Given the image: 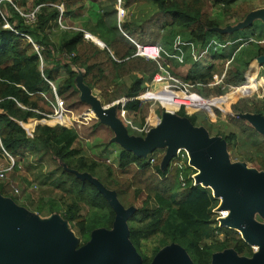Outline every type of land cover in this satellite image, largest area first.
<instances>
[{"label":"trees","instance_id":"1","mask_svg":"<svg viewBox=\"0 0 264 264\" xmlns=\"http://www.w3.org/2000/svg\"><path fill=\"white\" fill-rule=\"evenodd\" d=\"M78 1L36 0L38 10L35 19L32 23H26L25 18L15 10L14 4L0 0V4L7 5L10 12L8 16L0 7V165H10L5 152L14 160L13 167L8 172L13 176L18 171L20 162H24L30 169L35 168L33 163H25L26 159L32 157L37 164L45 159L55 164L51 171L38 174L40 186L45 187L49 193L47 199L42 196L33 202L26 191H23L20 195L22 200L29 201L30 205L37 202L33 204L37 213L45 207L51 213L58 211L61 221L73 228L79 237L78 249L87 246L95 232L113 230L116 212L104 196V189L114 195L124 210H130L126 218V239L139 255L138 264H151L158 253L171 245L179 247L192 264H212L215 255L226 251L250 258L252 249L235 230L214 225L212 209L217 206L218 200L209 189L193 185V170L185 161L183 165H175L171 170L170 163L162 168L159 165L151 166L150 160L156 151L142 156L117 144L115 165L109 164L104 161L103 155H99L103 153V149L97 154L91 148L89 156L82 147L77 146L79 135L75 128L44 124L43 116L33 111H51L55 93L61 99L72 100L69 107H75L77 100L89 105L82 97V87L91 91L103 80L110 84L126 77L129 81L117 83V90L101 94L105 100L104 107L112 108V116L125 126L120 116L121 111L128 115L145 108L141 101L146 91L144 83L159 72L155 62L135 55L136 47L126 36L140 44H155L144 40L156 36L158 44L165 28L179 27L202 45L206 43L209 34L224 37L218 35L222 33L218 22L208 19L202 12L206 0H146V5L155 10V15L169 18L160 24L154 34L146 31V22L140 18L132 17L118 22L115 0H98L95 28L91 29L88 24L84 28L94 32L107 48H100L85 39L81 30L64 28L58 23V6H63V19L84 7L83 3L76 7ZM237 1L244 0H213L212 6L230 8ZM256 55H264V46H258ZM250 62L244 69H227L225 77L221 79L222 84L213 89L206 85L214 80V74L221 75L224 70L222 67L213 72L215 66L211 65L205 73L187 75L184 81L198 80L205 85L197 95L210 99L212 105L218 106L219 102L220 106L215 108L214 113L229 118L240 128V136L236 133H221L223 140L230 148L234 145L252 150L255 161H258V168L264 169V135L255 126L246 124L243 116L247 113L261 114L262 109L257 107V103H249L246 93L240 96L238 91L252 77L253 70H247ZM108 72L112 74L111 81L105 78ZM134 72L140 74L130 77ZM233 86L238 90L235 89V93L226 96ZM161 93L162 107L150 110L153 122H160L164 113L169 112L193 126L196 124L198 115L189 105L187 93L178 89L174 93L162 89ZM94 116L97 120L94 131L103 126L115 132L111 125L103 122L95 113ZM33 120L35 125L29 133L26 126ZM159 122L150 126L154 128ZM149 130H142V135H146ZM95 138V147H99L96 133L92 134V139ZM109 141L108 144H116L114 139ZM87 149L90 151L88 147ZM131 166L135 167V174L129 179L122 176L120 178L123 180H120L118 175H127ZM146 172L155 173L160 181L149 186L142 205L134 207V201L143 190L136 186L137 189L131 192L132 198L128 190ZM4 180L0 179V197H10L18 205L20 197L8 195V185ZM21 181L24 182L25 179L22 178ZM219 235L223 239H218ZM153 238H157V245L150 255H143L141 243Z\"/></svg>","mask_w":264,"mask_h":264},{"label":"rangeland","instance_id":"2","mask_svg":"<svg viewBox=\"0 0 264 264\" xmlns=\"http://www.w3.org/2000/svg\"><path fill=\"white\" fill-rule=\"evenodd\" d=\"M6 1L9 4H14L15 10H17L19 14L31 13V11H34V9L36 10V8L38 7L36 6V0ZM94 2L95 0H79L78 2H76V7L79 6V4L83 3L85 8L87 9V5H89L88 3L93 4ZM146 3V0H136L135 3H127L126 0H123L122 9L124 10V12L120 13V21L122 22L125 20H129L132 17L137 19L140 18L144 20L143 22H146V31H151V33L154 34L156 33V30L158 29L160 24L165 20H169V18L163 15H155V10L146 5ZM212 3L213 0H206V5L203 7L202 12H204L205 16L208 19H212L218 22L219 30H222V33L218 35L224 37L219 38L216 34H209L206 43L202 45L192 39L186 30H183L179 27H168L162 31V37L159 38L158 44L157 41H155L156 36L144 40V42L147 43L155 42V44L160 46L162 50V59L155 63L157 64L158 68L161 66L165 69L167 76H163L162 79L156 81V79H158V77L160 76L159 73L156 72L152 76L151 80L144 83L145 90L147 87H149V84H153L154 86L149 87V90L146 91V93L149 92V94H146L145 99L141 100L143 102L142 105L145 106L142 111H138L137 113H128V115L120 113L122 121L125 125L123 127L126 136L134 138H144L146 135H142V130L152 129L153 127H151L150 125L153 124L152 126H155V123L159 122L158 120H155V122H153L154 120H152L153 118L150 116V110H159V107H162V105L158 100L152 99L150 98V96H161V90L163 86H168L167 88L169 90H172V88L174 87H180L184 82H186L184 81V78L187 75H194L198 72L205 73L208 67H210L211 65L215 66L213 72H215L216 68L220 70L221 67L224 70L220 75L221 77L218 76V74L213 75L214 80L210 82V84L206 85V87H208L209 89H213L222 84L221 82L223 81H221V79L225 77L227 69H244L247 67L246 64L251 61L250 67H248L247 70H253L252 77L249 78L247 84L240 87L239 90L236 86L233 87H236V90L240 91V96H242L243 93H246L249 103H257V107H260L262 109L261 114H244L243 116L245 118V123L257 127L256 125H254L255 121H264V63H258L259 57H264V55H261L259 57H257L256 55L258 46H264V0L237 1L230 8H223L222 6L216 5L212 6ZM0 7L2 12H4L8 16L10 15V12H8L9 7L7 5L4 6L3 3L0 4ZM60 7L63 10V6L60 5ZM86 9H82L83 11L81 12L84 16L82 15V17H79L78 21L71 24L72 26L80 27L81 19L85 20L88 18L90 19L89 21H91V23L95 21L97 17V7L93 6L92 11H90L89 8L87 9V11ZM86 12L90 13L87 18L85 15ZM64 19L65 18L61 19L60 24L62 25V27L69 28L70 26L68 25L70 23L68 21H65ZM83 25L84 23L82 24V26ZM109 50L111 49L109 48ZM62 60L65 62L64 57H62ZM62 73L63 71H61V74ZM139 74L140 73L134 72L130 75V77H136ZM111 76L112 74L108 72L105 78L107 80H110ZM127 79L128 78L124 77L123 79L117 80V83L120 84L122 81ZM117 83L112 81L110 84H107V82L103 80L101 83H98L96 89H91L90 96L96 99L100 103V105L106 106L104 105L105 100L102 98L101 94H103L104 92L111 93L113 90H117L119 86ZM186 83L187 84H185V86L189 91L188 103L191 106L192 110L195 111V113L198 115V120L194 125V129L200 132L205 137L206 147H211L213 143H218L223 147L222 164L227 172H230V170L232 169L239 168L250 178H259L263 176L264 169L258 168V164L256 163L257 159L255 161L254 152L252 150L242 147L237 148L234 145L232 146V143L230 144L232 148H230L228 146V143L223 140L221 133L224 135H228L229 133H236L240 136V128L236 124L231 122L229 118L214 113L215 108H219L220 106L219 102L217 103L218 106L212 105L210 99H204L202 98L203 96L200 97L197 95L199 91H203L201 89H203L205 85L200 83L198 80L193 82L187 81ZM228 93L226 94V96L231 95L230 92ZM233 93H235V91H233L232 94ZM66 100H64V102L67 108L72 111L71 115L77 118V121H79L73 123V128L78 131L79 135L77 146L82 147L89 156H91L92 153L91 148L94 151H97V154H99L100 149H103V153L99 155H103V158L105 157L104 161L106 163L115 165V158L118 153L119 143L117 142V140H115L114 133L109 128L103 126H99L97 130L94 131L93 127L97 120L94 116V111L92 109L89 110V105H86L85 103L79 102L77 100L75 103V107H69V103H71L72 100ZM47 111L48 110H46V112ZM105 112L109 114V116H111L114 120L116 119V117L112 116L113 113L111 112V110L109 111V113L106 110ZM211 114L213 116H211ZM43 123L47 124L45 122ZM53 124H55L54 121L53 123H51V125ZM34 125L35 123L33 120L26 126L29 133L30 131H32V127ZM56 125L58 124L56 123ZM94 133H96V136L99 138V147H95L94 141H96L97 138H95L94 140L92 139V134ZM110 139H114L116 144H108L110 142ZM88 141L90 142L88 143ZM170 142H172V139L165 138L159 143V146L155 149L156 153H154L153 155V161H150V165H159L162 168L166 163L169 162L170 164H172L169 168L171 170V168L175 167L172 162L177 161L181 165H183V162L185 161V163L193 170L192 174L194 175V177L196 176L198 177V179H200V181H202L201 177L204 178L205 172L195 164H193L194 162L192 159L191 151L185 148H180L181 151L179 153L175 152L172 158L168 157L169 146L171 145ZM87 147L90 151H88ZM153 152L154 151H152V153ZM28 162L33 163V165H35V168L31 167L30 169L26 166V164H24V162H20L18 171L15 172L14 176L11 173L8 174L7 172L4 182H6L8 185V195H15L17 197H20L19 204H16V206L23 210H26L27 214L31 217L34 226L37 229H42L51 226L53 222H59L61 217L60 213L58 211L51 213L45 206V209H43L40 213H37L35 212V207L33 206V204H36L37 202L30 205L29 201L22 200L23 197L20 195H22L21 193L23 191H26L27 195L30 196L31 201L33 202L37 201L42 196L46 200L49 193H47L45 187L40 186L41 179L39 180L38 174L51 171L55 168V164L49 159H45L41 164H37L34 163L33 157L25 160V163ZM1 165L4 167L6 164ZM151 172H146L145 174H143V176L140 177L137 176L139 177L140 181L135 185L133 184L128 190L130 198H132V190L137 189V187L143 190L134 201V207H140L142 205V201L147 195L148 187L151 185H155L157 181H160V179L157 178V175L155 173L151 174ZM133 174H135V167L131 166L128 169L127 175L119 174L118 176L119 178L122 176H126V178L129 179ZM22 178L25 179L24 182L21 181ZM120 180H123V178H120ZM15 189L18 190V193H15ZM8 199L12 200L10 197H8ZM12 203L15 204L13 201ZM247 218L249 221L258 226H264V215H262L259 208H251ZM61 227L62 233L65 235V237H63V239H61L57 243L70 245V249L65 253V256L69 258L77 254V252H79L80 250L78 249V246L80 244L79 237L77 236L75 230L68 224L63 223ZM218 239H223L222 235H219ZM155 245H157V238L143 241L140 248L142 254L150 255ZM233 257L247 260L250 259L239 256Z\"/></svg>","mask_w":264,"mask_h":264},{"label":"water","instance_id":"3","mask_svg":"<svg viewBox=\"0 0 264 264\" xmlns=\"http://www.w3.org/2000/svg\"><path fill=\"white\" fill-rule=\"evenodd\" d=\"M93 42L105 47L99 39ZM258 63H264V57H259ZM82 97L99 119L111 125L115 140L123 148L147 156L166 138L172 139L169 158L180 148L192 152L193 164L205 172L202 181L194 177L196 184L212 189L215 198L222 199L220 208L229 211L223 223L238 229L249 247H257L249 260L234 258L236 255L233 252L226 251L215 255L212 264H264V226H258L247 218L253 207L259 208L264 215V175L250 178L239 168L227 172L222 164L223 147L218 143L206 147L205 137L189 122L172 113L165 112L160 123L150 129L144 138L128 137L124 127L105 112H112V108L105 109L84 87ZM254 125L264 135V121L257 120ZM102 191L116 212L113 230L95 232L91 242L69 258L65 253L70 245L57 243L65 237L61 227L65 222L60 219L51 226L37 229L26 210L17 207L8 198L0 197V264H138L139 255L126 239V218L130 210H124L111 192ZM151 264L192 263L179 247L171 245L158 253Z\"/></svg>","mask_w":264,"mask_h":264},{"label":"built area","instance_id":"4","mask_svg":"<svg viewBox=\"0 0 264 264\" xmlns=\"http://www.w3.org/2000/svg\"><path fill=\"white\" fill-rule=\"evenodd\" d=\"M122 7H123V0H115V9L117 11V20L119 22H121L120 21V18H121L120 17L121 16L120 13L124 12ZM58 8L60 10V17H59L58 21L60 23L61 15H62V8L60 6H58ZM37 10H38V7L36 8V10L34 9V11H31V13H28V14L20 13V15H22L25 18V22L26 23H32L34 21V19H35V13H36ZM7 27H10V26L7 25ZM64 28H68V27H64ZM70 29L81 30L83 32L84 38L93 42V39L91 37H89L91 35L86 33V31H84L82 29H78V28H73V27H71ZM126 37L128 39H130V41L135 45V47H136L135 55L136 56L144 57V58H146V59H148L150 61H153V62H158L159 60L162 59V50H161L160 46H158L156 44H140V43H137V42L133 41L128 36H126ZM158 73H159L160 76L158 77V79H156V81H159V79H162L163 76H167L165 69L163 67H161V66L159 67V72ZM49 84L54 89L53 84L50 83V82H49ZM185 84H187V83L184 82L180 87H174V88H172V90H169L167 88L168 86H163L162 89H164L165 91H168L170 93H174V91L176 89H178V90H181L182 92L187 93L189 95V91L186 88ZM148 86L151 87V86H154V85L153 84H149ZM149 87L146 88V91L149 90ZM235 89H236V87L232 88L233 91ZM146 91L142 95L141 100H143L145 98L144 97L145 94L149 93V92L146 93ZM233 91H231L230 93H232ZM51 105H52V109L49 112L43 113V112H39L38 110H33V111H35L36 113L42 115L43 116L42 121L45 122V123H48L47 120H50V121L53 120L55 122V124L57 123L58 125L64 126L67 119L74 118L75 120H77L75 117H73L71 115L72 111L69 108H67V106L65 105L64 100L61 99V97H59L56 93H55V97H54V103L51 104ZM121 113L125 114L123 111H121ZM180 151L181 150H178L177 153H179ZM5 154L9 158L10 165L5 166V167L0 169V179H5L6 178V175H7L6 173L9 172L12 169L13 164H14L13 158L10 157L6 152H5ZM150 161H153V159H151ZM173 164H174V166L175 165H177V166L181 165L177 161H174ZM191 179H192L193 185H197L196 182H195L193 174L191 175ZM183 185H184V183H182V186ZM209 190H211V194L215 198L214 191L212 189H209ZM15 193H18L17 189H15ZM215 199L218 200V204H217V206L215 208L212 209V219L214 220V225L217 226L218 228L224 227V228L232 229L231 227H229V226H227V225H225L223 223V221L228 217L229 211L226 210V209H221L220 208L221 202H222V199L220 197H216ZM232 230H235L240 235V237H242V233L238 229H232ZM250 248L253 250V252H255L256 249H257V247H255V246H250Z\"/></svg>","mask_w":264,"mask_h":264},{"label":"crops","instance_id":"5","mask_svg":"<svg viewBox=\"0 0 264 264\" xmlns=\"http://www.w3.org/2000/svg\"><path fill=\"white\" fill-rule=\"evenodd\" d=\"M97 1L98 0H95V2L93 3V4H91V3H88L89 5H87V9L89 8L90 9V11H92L93 10V6H97ZM100 1V0H99ZM104 1V0H103ZM83 10L84 9H86L85 8V6H84V8H82ZM77 10L76 12H74V13H72L70 16H68V17H65V21H68L70 24L68 25V26H70V27H73V28H78V29H82V30H84V31H86L85 30V28H84V25H90L91 26V29H93V28H95L94 27V25H95V21L94 22H92L91 23V21H89L90 19H88L87 18V16L90 14L89 12H86V18L87 19H81L80 20V24H81V26L80 27H77V26H72L71 24H73L74 22H76V21H78V18L79 17H82V12L81 11H83V10ZM87 9H86V11H87ZM95 11V10H94ZM96 12H97V9H96ZM84 16V15H83ZM96 20V19H95ZM119 22V21H118ZM84 23V25L82 26V24ZM90 30V29H89ZM86 33H88L89 35L91 34L92 36H94L96 39H98V37L96 36V35H94L93 33H91V32H89L88 30L86 31ZM104 44V43H103ZM105 45V44H104ZM100 47V46H99ZM105 47H106V45H105ZM105 47H103V48H105ZM100 48H102V47H100ZM107 48V47H106ZM149 94V93H148ZM147 94V95H148ZM152 94V93H151ZM150 98H152V99H156V100H158L159 102H160V104L162 103V99H161V96H157V95H152V96H150ZM145 99V98H144ZM74 122H79V121H77V120H75L74 118H71V119H67L66 120V123H65V127H68V128H71V127H73V123ZM48 124V123H47ZM50 126H54V125H56V124H53V125H51V124H49ZM33 128V127H32ZM5 167V166H4ZM0 168H3V166L2 165H0Z\"/></svg>","mask_w":264,"mask_h":264},{"label":"bare ground","instance_id":"6","mask_svg":"<svg viewBox=\"0 0 264 264\" xmlns=\"http://www.w3.org/2000/svg\"><path fill=\"white\" fill-rule=\"evenodd\" d=\"M91 38H92L93 40H96V38H95L94 36H91Z\"/></svg>","mask_w":264,"mask_h":264}]
</instances>
